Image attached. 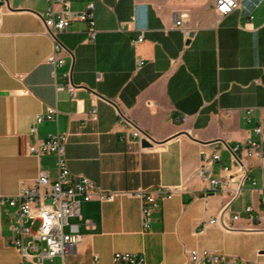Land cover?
<instances>
[{"label":"crops","instance_id":"obj_1","mask_svg":"<svg viewBox=\"0 0 264 264\" xmlns=\"http://www.w3.org/2000/svg\"><path fill=\"white\" fill-rule=\"evenodd\" d=\"M90 0H71L81 10ZM93 42L86 24L72 21L58 35L64 46L62 65L47 61L52 41L44 33L46 0H7L0 14V192L15 193L45 170L58 175L56 156L27 152V144L55 132H67V166L105 190H135L185 183L188 191L163 199L151 226L141 227V202L121 195L114 201L81 205V240L71 264H116L114 252H143L145 264H182L189 249H211L243 259L264 260V190L256 159L251 180L229 206L238 212L235 230L208 225L227 200L225 194L204 195L206 182L193 176L201 150L218 149L230 164L232 145L257 139L253 131L264 107V0H240L219 17L215 0H93ZM183 15L185 36L173 26ZM144 40L133 43L139 34ZM142 64L138 65V62ZM77 86L76 98L55 83ZM95 104L96 119H86ZM155 144L142 150L122 136L116 106ZM57 109L55 120L30 128L37 113ZM253 108L246 116V110ZM82 109L84 113L78 112ZM187 114L181 121L179 117ZM264 120V115H263ZM252 205L251 214L245 207ZM14 212L0 205V264H17L9 243ZM76 221L77 218H72ZM247 227H254L247 229ZM93 254L98 260H93ZM66 256V257H67Z\"/></svg>","mask_w":264,"mask_h":264},{"label":"built area","instance_id":"obj_2","mask_svg":"<svg viewBox=\"0 0 264 264\" xmlns=\"http://www.w3.org/2000/svg\"><path fill=\"white\" fill-rule=\"evenodd\" d=\"M48 9L43 15L45 30L44 33L52 41V52L47 61L54 69L64 63L60 56L64 46L58 35L67 30L72 21L79 20L86 24L87 41L93 42L97 33L95 23V5L93 0L81 10H72L71 0H46ZM240 0H215L214 7L219 17L234 10ZM7 8V0H0V14L2 8ZM183 15L176 20L173 26L180 27L187 37L188 31L183 26ZM144 40L143 33L133 40V43H140ZM142 61L138 62V65ZM66 83H55L57 90L66 89L72 99L78 104L76 98L77 86L70 79V74H64ZM116 106V113L119 122L126 126L122 139L136 140L142 150L152 148L155 144L150 134L141 130L131 120L126 118L119 107ZM253 108L246 110V116ZM259 115L253 129L257 139L248 137L246 140L236 142L232 145L218 141L220 146L226 147L230 152V164L221 162L218 149L211 152L201 150V160L193 172L206 182L204 195L210 193L225 194L227 200L221 206L219 213L211 218L202 220L201 230L208 225H217L224 230H235L234 223L239 219L238 212L230 213L229 206L241 192L246 180H251L252 191L255 190L256 180L250 177L251 164L245 159H256L261 170V186L264 190V107L258 108ZM78 112L84 113L82 109ZM57 109L48 107L45 112L37 113L32 122L30 131L35 132L37 126L47 120H55ZM97 109L95 104L89 112H86V119H96ZM187 114H182L179 119L185 121ZM67 132H55L44 139H38L34 143L27 144V152L40 156L44 153H53L56 156L58 175L55 180L49 178L45 170H39L38 175L28 185L22 184L13 194L0 192V205H6L12 209L14 216L10 224L12 237L10 244L16 249L19 255L17 264H43L45 259L54 257L61 258V264H65L66 256L72 252L76 244L81 240V205L83 202L97 200L100 202L114 201L117 196L127 195L136 197L141 202V227L146 231L151 226L152 214L163 199L171 198L174 195L188 191L185 183L170 186H153L150 188H138L135 190H105L97 186L91 179L84 175H73L67 166L66 142ZM149 143L143 146L142 141ZM264 203V199H263ZM246 212L250 219L253 215V206L247 205ZM71 218H77L72 221ZM254 227H247V229ZM264 253L263 251L258 254ZM93 260H98V255L93 254ZM112 260L116 264H145L143 252H114ZM182 264H264V260L243 259L235 256L216 252L211 249H189L186 259Z\"/></svg>","mask_w":264,"mask_h":264},{"label":"rangeland","instance_id":"obj_3","mask_svg":"<svg viewBox=\"0 0 264 264\" xmlns=\"http://www.w3.org/2000/svg\"><path fill=\"white\" fill-rule=\"evenodd\" d=\"M43 264H61V258L60 257H54L52 259H45L43 261ZM65 264H71L70 257L67 256L65 258Z\"/></svg>","mask_w":264,"mask_h":264},{"label":"water","instance_id":"obj_4","mask_svg":"<svg viewBox=\"0 0 264 264\" xmlns=\"http://www.w3.org/2000/svg\"><path fill=\"white\" fill-rule=\"evenodd\" d=\"M142 145H143V146H148L149 143H148L147 141L143 140V141H142Z\"/></svg>","mask_w":264,"mask_h":264}]
</instances>
